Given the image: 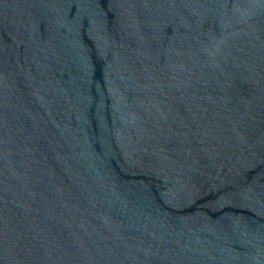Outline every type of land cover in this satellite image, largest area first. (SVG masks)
<instances>
[{
    "label": "water",
    "instance_id": "obj_1",
    "mask_svg": "<svg viewBox=\"0 0 264 264\" xmlns=\"http://www.w3.org/2000/svg\"><path fill=\"white\" fill-rule=\"evenodd\" d=\"M0 264H264V0H0Z\"/></svg>",
    "mask_w": 264,
    "mask_h": 264
}]
</instances>
